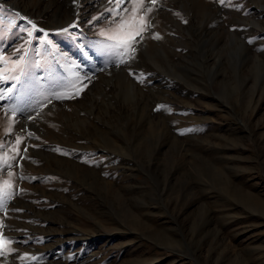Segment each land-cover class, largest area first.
<instances>
[{
    "label": "rangeland",
    "instance_id": "374dc122",
    "mask_svg": "<svg viewBox=\"0 0 264 264\" xmlns=\"http://www.w3.org/2000/svg\"><path fill=\"white\" fill-rule=\"evenodd\" d=\"M260 3L160 0L129 60L109 0H0V264H264Z\"/></svg>",
    "mask_w": 264,
    "mask_h": 264
},
{
    "label": "snow or ice",
    "instance_id": "6c2138e0",
    "mask_svg": "<svg viewBox=\"0 0 264 264\" xmlns=\"http://www.w3.org/2000/svg\"><path fill=\"white\" fill-rule=\"evenodd\" d=\"M221 6L231 5L232 0H216ZM109 3H114L115 7L106 9L107 12L114 13L117 16H120L119 22L116 24V28L112 31L114 35H109L104 30H101L100 35L106 37L107 40L113 41L110 44L105 45L107 48L114 50V54L120 57L128 56L129 60L135 59V53L137 51L136 45L142 42L144 39V33L148 32L150 29L155 27L153 23L154 17L152 13L158 10V5L160 4V0H109ZM125 4H129L132 7H125ZM236 6V5H233ZM238 7V6H236ZM121 13H126L127 15H122ZM19 15V13H17ZM103 15V14H102ZM179 16V13H177ZM23 19H27L24 17ZM98 17H93V21L98 20ZM28 24L32 25L33 29H36L35 23L33 21L28 20ZM187 23V21H184ZM91 23V21H90ZM74 26V25H73ZM24 31L25 29H21ZM41 32H44L43 29H38ZM63 31H67V29H63ZM28 35L32 36V32L28 31ZM47 32H44V36L47 37ZM153 39H162L159 33H152ZM252 41L249 40V43ZM45 43L51 44L50 40H45ZM119 50V51H115ZM0 59H4L0 57ZM23 59V57H21ZM121 64H127L128 60L120 59ZM132 75V73H130ZM0 78H3V73H0ZM87 87V85H84ZM83 91V88H78L75 95H79V92ZM57 99L62 98L60 95L56 96ZM71 98V97H68ZM13 117L15 116V110H11ZM7 114V111H6ZM8 132L11 131L9 128ZM34 133H29V136H34ZM17 143L21 142V137L17 136ZM27 151V149H24ZM11 175V173H9ZM7 184V182H5ZM11 187V185H8ZM11 192H4L0 190V210H4L6 208L7 200L11 198ZM17 211H20L17 209ZM3 227V224L0 223V228ZM11 241L7 240L2 233H0V255L4 254V251L7 250V245L10 244Z\"/></svg>",
    "mask_w": 264,
    "mask_h": 264
},
{
    "label": "bare ground",
    "instance_id": "6f19581e",
    "mask_svg": "<svg viewBox=\"0 0 264 264\" xmlns=\"http://www.w3.org/2000/svg\"><path fill=\"white\" fill-rule=\"evenodd\" d=\"M259 5H260V6H263V8H264V4H263V3H260ZM40 248H41V247H40Z\"/></svg>",
    "mask_w": 264,
    "mask_h": 264
}]
</instances>
